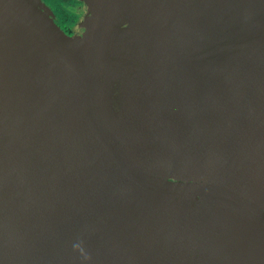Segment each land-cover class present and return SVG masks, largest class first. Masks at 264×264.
Here are the masks:
<instances>
[{"label":"water","instance_id":"95a60500","mask_svg":"<svg viewBox=\"0 0 264 264\" xmlns=\"http://www.w3.org/2000/svg\"><path fill=\"white\" fill-rule=\"evenodd\" d=\"M79 1L0 0V264H264V0Z\"/></svg>","mask_w":264,"mask_h":264},{"label":"flooded vegetation","instance_id":"af4514ba","mask_svg":"<svg viewBox=\"0 0 264 264\" xmlns=\"http://www.w3.org/2000/svg\"><path fill=\"white\" fill-rule=\"evenodd\" d=\"M47 5H49L48 0H43ZM50 1V0H49ZM70 4H64L63 10L66 11L65 15L57 11L58 8H52L55 13V19L57 25L69 36L74 37L77 34L79 25L83 22L86 13V6L84 3L78 0H71Z\"/></svg>","mask_w":264,"mask_h":264},{"label":"rangeland","instance_id":"374dc122","mask_svg":"<svg viewBox=\"0 0 264 264\" xmlns=\"http://www.w3.org/2000/svg\"><path fill=\"white\" fill-rule=\"evenodd\" d=\"M79 1V0H78ZM42 2L47 6L49 7L51 10L52 8L50 6H52L53 8H58L57 11L60 13H62V16L65 15L66 11L63 10V5L64 4H70V2H72L71 0H48V3L49 5H47L43 0ZM80 2V1H79ZM54 13V12H53ZM55 15V13H54ZM68 35V34H67ZM69 36V35H68ZM57 80L59 82V77H57ZM62 105H61V108H60V112L62 111ZM180 204L183 205L184 207L186 208H193V209H196L197 210V213H198V210L199 209H215L214 207H211V208H208V207H204L206 206L205 204H202V203H197V202H194V201H190V200H182L180 199Z\"/></svg>","mask_w":264,"mask_h":264}]
</instances>
